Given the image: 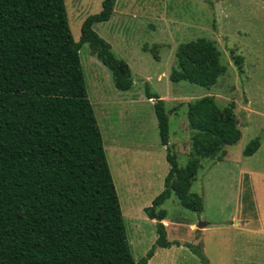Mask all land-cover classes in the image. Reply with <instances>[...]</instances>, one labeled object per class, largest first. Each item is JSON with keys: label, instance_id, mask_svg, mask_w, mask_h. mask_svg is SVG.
Segmentation results:
<instances>
[{"label": "trees", "instance_id": "obj_1", "mask_svg": "<svg viewBox=\"0 0 264 264\" xmlns=\"http://www.w3.org/2000/svg\"><path fill=\"white\" fill-rule=\"evenodd\" d=\"M115 3L102 0L75 40L65 0H0V264H147L156 247L181 245L167 239L160 206L173 192L183 207L200 212L202 196L190 187L201 159L222 160L225 146L241 137L235 102L220 107L204 95L188 104L191 147L180 166L169 145L165 102L145 89L169 169L164 188L143 208L156 220L157 237L136 260L79 56L88 43L114 87L131 88L128 64L93 29L111 18ZM175 56L173 82L209 88L226 71L220 50L204 37L180 43ZM230 58L243 73V56L230 50ZM260 142V136L250 139L243 155ZM182 245L209 264L200 245Z\"/></svg>", "mask_w": 264, "mask_h": 264}, {"label": "rangeland", "instance_id": "obj_2", "mask_svg": "<svg viewBox=\"0 0 264 264\" xmlns=\"http://www.w3.org/2000/svg\"><path fill=\"white\" fill-rule=\"evenodd\" d=\"M101 1L65 0L75 40L80 37L83 20L100 11ZM93 29L110 44L114 55L128 64L133 80L130 89H116L109 69L88 43L81 45L87 94L102 134L133 257L143 256L156 239V222L142 209L162 191L169 169L166 150L159 141L153 100L145 95L148 88L165 102L169 145L180 166L186 165L191 147L188 104L204 95H212L220 107L235 102L241 138L225 147L224 159L202 158L190 188L202 196V210L183 207L173 192L161 208L166 211L167 239L200 245L209 264H258V249L254 250L258 234L239 229L258 224L256 207L249 203L254 198L258 201V193L255 185H242L240 191L238 163L245 161V169L254 170L256 163L249 161L258 157L247 159L251 156L242 151L250 139L260 136L261 142L264 140V120L258 114V86L264 85V1L116 0L111 18L95 23ZM199 37L215 43L226 71L209 88L171 81L169 73L176 64L178 45ZM230 50L243 56V73H238ZM248 81L252 83L245 87ZM206 221L211 223L198 232L199 222ZM237 221L240 223L235 225ZM148 264L202 262L181 244L159 249Z\"/></svg>", "mask_w": 264, "mask_h": 264}, {"label": "crops", "instance_id": "obj_3", "mask_svg": "<svg viewBox=\"0 0 264 264\" xmlns=\"http://www.w3.org/2000/svg\"><path fill=\"white\" fill-rule=\"evenodd\" d=\"M249 83H252V82L248 81L245 84V87ZM258 108H259L258 109L259 117H262V119L264 120V85L263 84H260V86H258ZM241 136H242V132H241ZM263 145H264V140H262L260 146L255 151L256 153L254 152L255 154L253 153L250 155L251 156L250 158H247V159H251L254 157H258V160L255 162H253L251 160L249 161V163H256L255 164L256 166L253 167L254 170L253 169L252 170L245 169V168H248V167L243 166V163H245V161H242V163L241 162L238 163V165L239 164L241 165V167L239 168V173H238L239 179H240L239 180L240 191L242 189V185H245V186L246 185H249V186L255 185V187L257 188L256 191L258 193V201L256 198H254L255 201L250 200V202H249L250 205H253V208L256 207V210L254 211L256 215H254V216H255V219L258 220V224L255 225V227L244 228L245 226L243 225L239 228V229L247 230L249 233L258 234V246H256L254 248L255 252H256V249H258V254L256 252V255H258V264H264V151L260 152L262 150ZM226 154H227V152H226ZM226 154H225V156H226ZM225 156H224V158H225ZM234 164L237 165V162H234ZM252 190H253V188H252ZM256 191L254 192V190H253L252 193L254 194V193H256ZM253 197H255V194ZM245 201H247V200H245ZM239 202H241L240 199H239ZM235 214H236V218H237L238 212L235 211ZM150 220L153 222H156L155 219H150ZM162 222L166 226V223H167L166 217L162 220ZM241 222H243V221H241ZM209 223H211V222L206 221L205 226H208ZM239 223H240V221H237V222H235V225H238ZM205 226L202 227L201 229H196V230L201 233L203 231V228H206ZM170 241H173V240H170ZM177 241H179L181 244L188 242V241H182V240H177ZM172 246H174V245H172ZM170 247H159V246L156 247L153 256L158 252L159 249L170 248ZM149 260H148V262H149ZM148 262H147V264H148Z\"/></svg>", "mask_w": 264, "mask_h": 264}, {"label": "water", "instance_id": "obj_4", "mask_svg": "<svg viewBox=\"0 0 264 264\" xmlns=\"http://www.w3.org/2000/svg\"><path fill=\"white\" fill-rule=\"evenodd\" d=\"M205 225H206L205 222H199V224L197 225V228H202Z\"/></svg>", "mask_w": 264, "mask_h": 264}]
</instances>
